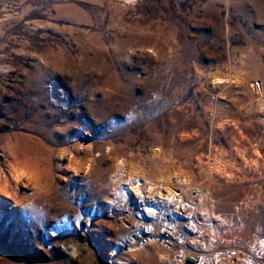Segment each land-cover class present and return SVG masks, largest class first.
Masks as SVG:
<instances>
[{
	"label": "rangeland",
	"instance_id": "374dc122",
	"mask_svg": "<svg viewBox=\"0 0 264 264\" xmlns=\"http://www.w3.org/2000/svg\"><path fill=\"white\" fill-rule=\"evenodd\" d=\"M147 190L264 264V0H0V264H170L123 246Z\"/></svg>",
	"mask_w": 264,
	"mask_h": 264
},
{
	"label": "built area",
	"instance_id": "2783aa9c",
	"mask_svg": "<svg viewBox=\"0 0 264 264\" xmlns=\"http://www.w3.org/2000/svg\"><path fill=\"white\" fill-rule=\"evenodd\" d=\"M133 196L118 199L113 205L124 223L123 246L127 251L142 250L153 243L171 252L170 264H209L193 239L198 228L188 207L179 206L177 214H172Z\"/></svg>",
	"mask_w": 264,
	"mask_h": 264
},
{
	"label": "bare ground",
	"instance_id": "6f19581e",
	"mask_svg": "<svg viewBox=\"0 0 264 264\" xmlns=\"http://www.w3.org/2000/svg\"><path fill=\"white\" fill-rule=\"evenodd\" d=\"M261 102H263V101H261ZM12 167V166H11ZM20 167V166H19ZM19 167H18V169H19ZM17 168V167H16ZM25 169V168H24ZM29 172V171H28ZM20 172H18V171H13V173H11V177L12 178H14V181L15 180H17V178L19 177L18 176V174H19ZM23 173V172H22ZM20 176H21V174H19ZM16 182V181H15ZM172 191H171V189H170V193H171ZM137 194H142V195H144V197H142V196H140V197H142L143 199H144V201L146 202V203H148V204H151V205H156L157 206V204H155V202H165V203H167L166 205H167V207H166V210H169V211H171L172 212V214H177V207H179V206H182V207H188V209H189V212L191 213V214H194V215H196V213L198 212H200V211H202V209H203V200H204V198L203 197H201V198H197V200L196 199H189V197L187 198V197H182L181 195L182 194H179L178 196H177V200L176 201H170L171 200V198L173 197V196H170V194H169V192H167L166 190H160V191H156V193H153L152 191H150V190H147V192H146V194L145 193H142V192H138ZM199 194V193H198ZM183 195H185V194H183ZM195 195V194H194ZM139 196V195H138ZM157 196V197H156ZM185 198V199H184ZM199 199V200H198ZM193 219V218H192ZM195 223V222H194ZM196 224V223H195ZM196 226H197V228H198V234L201 232L200 231V227H199V225L198 224H196ZM198 234L197 235H195L193 238H196L197 236H198ZM167 250V249H166ZM163 256V255H162Z\"/></svg>",
	"mask_w": 264,
	"mask_h": 264
}]
</instances>
